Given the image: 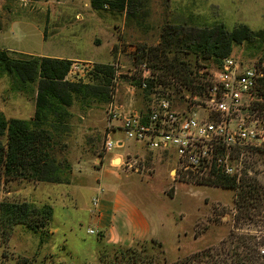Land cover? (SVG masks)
Returning a JSON list of instances; mask_svg holds the SVG:
<instances>
[{
    "label": "rangeland",
    "instance_id": "374dc122",
    "mask_svg": "<svg viewBox=\"0 0 264 264\" xmlns=\"http://www.w3.org/2000/svg\"><path fill=\"white\" fill-rule=\"evenodd\" d=\"M239 23L255 31L264 29V0H124L121 9L109 5L101 10L92 8L90 0H0V47H12L0 50L11 58L44 54L95 64L118 62L114 100L122 104L121 110L144 111L148 95L136 85L130 71L137 67V74L140 63L147 60L136 58L129 46L166 44L170 50H182L181 56L198 72L199 84L205 85L220 63L184 53L186 34L177 35L181 42L177 41L172 29L183 32L218 24L232 29ZM263 53L264 43L256 41L234 46L232 56L248 63L261 59ZM82 81L91 82V78L87 75ZM108 103L74 96L66 108L63 124L54 130V157L61 164V182L11 179L2 184L1 199L50 205L52 215L41 232L16 224L7 242L0 243V264H97L99 260L102 264H168L227 239L236 189L213 185L200 173L176 174L174 150H147L117 128L109 135L113 141L123 140V147H114L110 154L130 153L143 159L139 172L120 165L122 179L115 187L148 213L151 237L161 243L141 241L129 248L106 245L99 250L97 232L88 229L96 231L93 197L99 187L103 188L99 195L108 193L115 182L105 160ZM34 110L35 82L24 87L17 74L0 68V113L6 119L29 120ZM257 148L264 150V144ZM259 154L248 156L252 170L248 173L257 172L264 182V159ZM243 157V152L239 157L235 154V161ZM118 158L114 164H120ZM260 210L264 213V206ZM250 228L255 232L257 227Z\"/></svg>",
    "mask_w": 264,
    "mask_h": 264
},
{
    "label": "trees",
    "instance_id": "16d2710c",
    "mask_svg": "<svg viewBox=\"0 0 264 264\" xmlns=\"http://www.w3.org/2000/svg\"><path fill=\"white\" fill-rule=\"evenodd\" d=\"M105 3L120 9L124 6V0H90L92 8L98 10L105 9ZM180 33L186 34L182 44L184 53H193L202 59L212 58L218 63L232 56L236 45L256 41L264 43V29L255 31L244 23L232 29L218 24L210 28L191 27L183 32L174 27L171 31L181 42L177 37ZM165 46H141L143 53L138 59L153 61L149 65L158 80L162 77L175 78L189 89L201 90L204 85L199 84L200 76L194 72L192 63L181 56L182 50H170ZM260 60H264V53ZM71 62L72 59L40 55L11 58L6 50H0L1 69L17 74L24 87L35 82V110L31 119H6L0 113V191L2 184L11 179L61 182V164L54 157V130L63 124L61 120L67 113L66 108L72 105L74 96L82 100H111L115 74L112 65L96 63L89 73L91 82L70 81L66 76ZM136 85L139 86V82ZM153 85L154 79H151L149 87ZM175 91L180 92L178 86H175ZM242 152L244 170L239 179L221 173H215L209 179L213 185L236 189L232 229L227 239L217 246L206 247L168 264H264V253L260 252V247L264 245V230L258 229L264 228V213H260L264 206V182L258 179L254 170V174L248 173L252 170L247 159L253 152L260 153L258 158L264 159L261 156L264 150L257 147L235 150L237 157ZM51 215L50 205L38 206L27 200L0 198V243L7 242L16 224H24L37 232L43 231ZM250 225L257 227L255 232ZM97 264L102 263L99 260Z\"/></svg>",
    "mask_w": 264,
    "mask_h": 264
},
{
    "label": "built area",
    "instance_id": "2783aa9c",
    "mask_svg": "<svg viewBox=\"0 0 264 264\" xmlns=\"http://www.w3.org/2000/svg\"><path fill=\"white\" fill-rule=\"evenodd\" d=\"M108 6V3L104 4V8ZM129 50L136 58L143 53L137 45L129 46ZM109 65L115 68V76L107 111L109 132L104 142L107 152L114 147H123V140L113 141L109 135L120 128L128 138L140 142L147 150L165 153L174 150L176 174L200 173L212 179L215 173H221L239 179L242 161H235V150L264 144V60L244 63L233 56L225 57L201 90L189 89L175 78L158 80L151 66L142 61L138 73H135L136 67L130 74L148 95V107L144 111L121 110L123 106L114 100L120 64L112 62ZM94 66L90 60L72 59L66 79L82 81ZM151 79H154V85L150 88ZM175 86L180 92L175 91ZM115 119L120 120L119 127H114L112 121ZM120 158L125 169L141 171L143 157L127 153ZM102 190L99 187L98 193ZM98 203L99 195L92 199L95 209ZM88 231L96 233L94 229ZM260 252L264 253V245Z\"/></svg>",
    "mask_w": 264,
    "mask_h": 264
},
{
    "label": "crops",
    "instance_id": "0c3cea01",
    "mask_svg": "<svg viewBox=\"0 0 264 264\" xmlns=\"http://www.w3.org/2000/svg\"><path fill=\"white\" fill-rule=\"evenodd\" d=\"M0 48L11 49L12 47ZM38 55L50 56L44 54ZM58 58L64 57L59 56ZM127 110L128 109H123V111ZM120 123L121 122L114 125L119 127ZM118 156H122V154L119 152L111 154L110 152H107V155L105 156V160L108 163L106 170L114 175L115 182L113 183V188L108 193L100 194L101 196L99 193L102 191L98 193V207L96 209L93 207L95 211L94 223L100 241L98 245L100 246L99 250L106 245H121L124 247H130L136 242H151L152 240L157 241L156 238L151 237L152 224L148 213L140 209L139 206H137L124 192L115 187V185L122 179V175L119 171L121 168V158H118L120 164L113 163L114 159ZM157 242L161 243L160 241Z\"/></svg>",
    "mask_w": 264,
    "mask_h": 264
}]
</instances>
